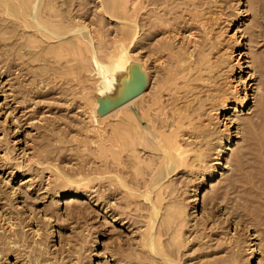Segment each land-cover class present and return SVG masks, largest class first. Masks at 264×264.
<instances>
[{"label": "rangeland", "instance_id": "374dc122", "mask_svg": "<svg viewBox=\"0 0 264 264\" xmlns=\"http://www.w3.org/2000/svg\"><path fill=\"white\" fill-rule=\"evenodd\" d=\"M0 264H264V0H0Z\"/></svg>", "mask_w": 264, "mask_h": 264}, {"label": "water", "instance_id": "95a60500", "mask_svg": "<svg viewBox=\"0 0 264 264\" xmlns=\"http://www.w3.org/2000/svg\"><path fill=\"white\" fill-rule=\"evenodd\" d=\"M146 84L145 72L139 63H134L117 92L112 95L95 96V114L104 116L141 93Z\"/></svg>", "mask_w": 264, "mask_h": 264}, {"label": "bare ground", "instance_id": "6f19581e", "mask_svg": "<svg viewBox=\"0 0 264 264\" xmlns=\"http://www.w3.org/2000/svg\"><path fill=\"white\" fill-rule=\"evenodd\" d=\"M244 12V11H243ZM240 38V37H239ZM238 41H239V39H238ZM154 54V53H153ZM192 56V55H191ZM238 58L236 59V60H239L240 59V57H241V54H238V56H237ZM229 59V58H228ZM123 62V61H122ZM235 63V62H234ZM121 64V66H122V63H120ZM160 64V63H159ZM133 65H132V63H130L129 61H127L126 62V66H122L121 68H120V70L121 71H123V73L121 74V76L118 78V80L119 81H123L126 77H127V75H128V71H129V69L132 67ZM238 66H240V65H238ZM118 69V68H117ZM247 74V73H246ZM247 76H248V74H247ZM233 78V77H232ZM240 77H238V78H236V80H235V83H234V85L233 86H229L228 88H226L227 89V91H225L226 93H224L225 95H223L222 96V98H221V100L219 101V104H218V106L215 108V110H216V112H218L219 114H220V117H223L224 118V115H225V113L227 112V111H229V110H232V111H235V106H237L236 105V102L234 101V100H232V94L234 95V91H235V86H237L239 83H240ZM108 82V81H107ZM109 83V82H108ZM118 83V82H117ZM118 85V84H117ZM209 85V84H208ZM250 85H247L246 84V87H244V88H246V89H249V91L251 92V93H253V89H252V87L250 86ZM110 87V86H109ZM119 87V86H118ZM117 87V88H118ZM113 89V87H110L109 88V93L107 94L108 96H112V95H114L116 92H110V90H112ZM144 90V89H143ZM141 91V93L139 94V95H137L136 97H134V98H132L131 100H133V99H135V98H137V97H139L141 94H143L144 93V91ZM244 97H245V95H244ZM243 98V97H242ZM237 100V99H236ZM232 105H234V108L232 107ZM213 111V110H212ZM224 126V125H223ZM236 128V127H235ZM237 129V128H236ZM236 134V133H235ZM240 134V133H239Z\"/></svg>", "mask_w": 264, "mask_h": 264}]
</instances>
